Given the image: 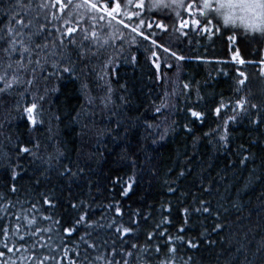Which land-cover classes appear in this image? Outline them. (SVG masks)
I'll return each instance as SVG.
<instances>
[{"label": "trees", "instance_id": "obj_1", "mask_svg": "<svg viewBox=\"0 0 264 264\" xmlns=\"http://www.w3.org/2000/svg\"><path fill=\"white\" fill-rule=\"evenodd\" d=\"M126 3L0 0V264H264V37Z\"/></svg>", "mask_w": 264, "mask_h": 264}, {"label": "snow or ice", "instance_id": "obj_2", "mask_svg": "<svg viewBox=\"0 0 264 264\" xmlns=\"http://www.w3.org/2000/svg\"><path fill=\"white\" fill-rule=\"evenodd\" d=\"M132 0H127V3L125 7H127V4H131ZM156 6L158 8L164 9V8H171L173 6L178 7H184L183 0H167V3L164 2V0H158ZM92 8H96V4L91 5ZM121 5L117 2L114 4L113 8L109 10L107 6H104V11L108 13L109 16H112L113 13H116L120 10ZM137 7H143V4H138ZM191 6H189V9ZM207 10V11H205ZM215 13L217 16H223V25L228 26L229 22L231 21L232 28H237V21L240 22L241 26L247 27L248 25H251L253 28L257 27L256 21L264 22V0H215L214 4L212 0H203L202 10H201V16H206L208 14ZM136 15H139V13H136ZM175 15H179V13H175ZM169 18H171V15H169ZM103 19V17H101ZM129 19H131V16H129ZM246 21L248 22L246 24ZM18 23H23L22 21H18ZM119 23L123 24V20L119 21ZM139 23L141 25L144 24L143 20H140ZM193 24L199 25L201 22L200 20L192 21ZM205 25H208L211 23V21L205 19L204 21ZM188 25V21H184L181 24V28L186 27ZM152 24L149 23L148 27H151ZM158 28L165 29L166 26L162 23H157L156 25ZM202 32L204 31H211L210 28L207 27H201L200 29ZM133 32L137 31V28L132 29ZM245 34H247V31H244ZM143 35V33H140ZM262 37H264V33L261 34ZM147 38V37H145ZM229 40H234V37H229ZM153 43H156L153 41ZM161 47H163L161 45ZM165 51H168V49H164ZM173 56H176V53H172ZM177 59H184V57H177ZM233 60H237L239 64H244L245 61L240 58L238 59V50L237 55L233 56ZM239 75L241 77L244 76L243 72H240ZM3 77H0L2 79ZM239 84L243 85L244 80H239ZM11 85H9L10 87ZM239 107H243V103H238ZM223 107V105H222ZM35 108V105L32 106V108L27 109L29 113H32L33 109ZM217 113H219L220 109L218 108ZM194 116H199V113H193ZM24 151H28V149H24ZM124 231H128V229H124ZM195 246V245H193ZM170 251H174V249H171Z\"/></svg>", "mask_w": 264, "mask_h": 264}, {"label": "clouds", "instance_id": "obj_3", "mask_svg": "<svg viewBox=\"0 0 264 264\" xmlns=\"http://www.w3.org/2000/svg\"><path fill=\"white\" fill-rule=\"evenodd\" d=\"M214 3L215 0H212ZM219 19L223 23V16H219ZM248 22L246 21V24ZM257 27L253 28L251 25H248L247 27L241 26L240 22L237 21V28L241 31H247L249 34H262L264 33V22L256 21ZM229 27H231V21L228 24Z\"/></svg>", "mask_w": 264, "mask_h": 264}, {"label": "rangeland", "instance_id": "obj_4", "mask_svg": "<svg viewBox=\"0 0 264 264\" xmlns=\"http://www.w3.org/2000/svg\"><path fill=\"white\" fill-rule=\"evenodd\" d=\"M184 1H185V0H183V3H184ZM157 2H158V0H145V4H146V6L143 8L144 13H147V12H149V11H151V10H165V11H166V10H167V11H172V10H174L172 7H171V8H164V9L158 8V7L156 6ZM164 2L167 3V0H164ZM202 3H203V0H202ZM112 4H113V3H112ZM112 4H111V6H109L108 4H105V5L107 6V8H108L109 10H111V9H112Z\"/></svg>", "mask_w": 264, "mask_h": 264}]
</instances>
